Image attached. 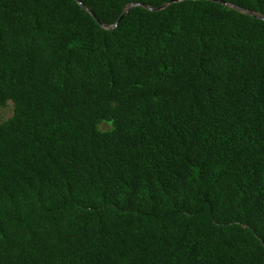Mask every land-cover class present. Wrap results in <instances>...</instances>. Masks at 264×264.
Here are the masks:
<instances>
[{"label":"trees","instance_id":"trees-1","mask_svg":"<svg viewBox=\"0 0 264 264\" xmlns=\"http://www.w3.org/2000/svg\"><path fill=\"white\" fill-rule=\"evenodd\" d=\"M169 1L0 0V264H264V0Z\"/></svg>","mask_w":264,"mask_h":264},{"label":"rangeland","instance_id":"rangeland-1","mask_svg":"<svg viewBox=\"0 0 264 264\" xmlns=\"http://www.w3.org/2000/svg\"><path fill=\"white\" fill-rule=\"evenodd\" d=\"M13 106L11 102H8L5 107H0V123L9 119L13 114ZM109 125L101 124L99 125L100 130H107Z\"/></svg>","mask_w":264,"mask_h":264},{"label":"water","instance_id":"water-1","mask_svg":"<svg viewBox=\"0 0 264 264\" xmlns=\"http://www.w3.org/2000/svg\"><path fill=\"white\" fill-rule=\"evenodd\" d=\"M175 2H177V0H171V1H169V2L167 3V5H170V4L175 3ZM159 9H160V8H159ZM125 13H126V12H124V13L122 14V16L120 17V19L123 17V15H125ZM120 19H119V20H120ZM119 20H118L117 22H119ZM104 27H105V26H104ZM105 28H107V27H105ZM109 28L111 29V28H113V27H109Z\"/></svg>","mask_w":264,"mask_h":264}]
</instances>
